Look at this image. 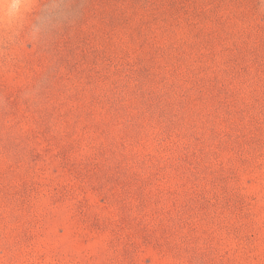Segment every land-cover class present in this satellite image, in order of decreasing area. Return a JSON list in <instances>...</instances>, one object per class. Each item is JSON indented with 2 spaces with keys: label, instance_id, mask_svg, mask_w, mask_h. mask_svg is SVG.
Returning a JSON list of instances; mask_svg holds the SVG:
<instances>
[{
  "label": "rangeland",
  "instance_id": "obj_1",
  "mask_svg": "<svg viewBox=\"0 0 264 264\" xmlns=\"http://www.w3.org/2000/svg\"><path fill=\"white\" fill-rule=\"evenodd\" d=\"M0 27V264H264L260 0H28Z\"/></svg>",
  "mask_w": 264,
  "mask_h": 264
},
{
  "label": "clouds",
  "instance_id": "obj_2",
  "mask_svg": "<svg viewBox=\"0 0 264 264\" xmlns=\"http://www.w3.org/2000/svg\"><path fill=\"white\" fill-rule=\"evenodd\" d=\"M264 7V0H260ZM30 9L28 0H0V27L13 28Z\"/></svg>",
  "mask_w": 264,
  "mask_h": 264
}]
</instances>
